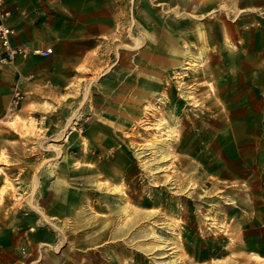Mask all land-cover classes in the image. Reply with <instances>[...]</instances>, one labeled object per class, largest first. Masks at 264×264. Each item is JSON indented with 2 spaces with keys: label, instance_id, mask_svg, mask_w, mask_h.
<instances>
[{
  "label": "rangeland",
  "instance_id": "rangeland-1",
  "mask_svg": "<svg viewBox=\"0 0 264 264\" xmlns=\"http://www.w3.org/2000/svg\"><path fill=\"white\" fill-rule=\"evenodd\" d=\"M110 5L0 102V264H264V0Z\"/></svg>",
  "mask_w": 264,
  "mask_h": 264
},
{
  "label": "crops",
  "instance_id": "crops-1",
  "mask_svg": "<svg viewBox=\"0 0 264 264\" xmlns=\"http://www.w3.org/2000/svg\"><path fill=\"white\" fill-rule=\"evenodd\" d=\"M111 2L5 0L6 7L11 10L6 23L14 30L11 43L30 51L17 56L13 62L0 61V102L6 103L10 99L16 73L19 74L18 83L26 88L40 84L39 80L48 75L63 74L66 63L73 64L91 56L99 38L109 29ZM46 48H52V53L44 57L32 51ZM178 51L174 55L182 58V52Z\"/></svg>",
  "mask_w": 264,
  "mask_h": 264
},
{
  "label": "built area",
  "instance_id": "built-area-1",
  "mask_svg": "<svg viewBox=\"0 0 264 264\" xmlns=\"http://www.w3.org/2000/svg\"><path fill=\"white\" fill-rule=\"evenodd\" d=\"M11 15V10L6 7L5 0H0V61L13 62L17 56H24L30 51L21 45H13L10 36L14 30L6 23L7 18ZM51 48L35 49L34 53L48 55Z\"/></svg>",
  "mask_w": 264,
  "mask_h": 264
},
{
  "label": "bare ground",
  "instance_id": "bare-ground-1",
  "mask_svg": "<svg viewBox=\"0 0 264 264\" xmlns=\"http://www.w3.org/2000/svg\"><path fill=\"white\" fill-rule=\"evenodd\" d=\"M177 53V52H176ZM181 53V52H180ZM181 55H182V59H190V58H192V56L190 55V53H189V51L186 49V48H184L183 49V51H182V53H181ZM176 59V58H175ZM172 223H168L167 225H171ZM107 224H105V226H106ZM121 232V231H120ZM217 244V243H216ZM132 246V245H131ZM127 249V248H126ZM80 252H82V251H80ZM197 253L199 254V255H204V254H206V251H203V250H198L197 251Z\"/></svg>",
  "mask_w": 264,
  "mask_h": 264
}]
</instances>
